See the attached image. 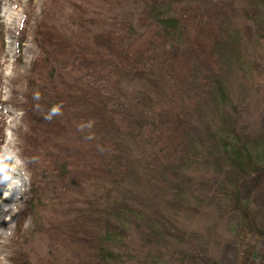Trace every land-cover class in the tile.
<instances>
[{
  "label": "rangeland",
  "instance_id": "374dc122",
  "mask_svg": "<svg viewBox=\"0 0 264 264\" xmlns=\"http://www.w3.org/2000/svg\"><path fill=\"white\" fill-rule=\"evenodd\" d=\"M48 2L0 0V97L5 88L11 93L10 99H0V104L11 103L23 109V126L13 129L23 150L32 141L27 76L40 54L42 21L52 6ZM89 2L96 14L87 16L88 20L111 22L119 11L130 15L133 28L127 34L125 47L148 43V47L142 45L131 51L141 60V66L109 84L110 107L118 126L113 128L110 124L108 129V134L111 130L115 134L114 140L118 138L112 164L123 179L115 186L110 182L97 183L94 192L88 189L99 203L95 200L94 207L100 210L113 211L124 198L145 214L142 224L126 237L127 250L122 251L133 253L127 264H211L212 260L216 264H264V236L249 232L229 203L218 195L215 170L220 151L214 140L222 127L234 129L252 144L264 142V1ZM153 4L167 9L170 16L180 21L186 35L183 40L178 42L162 27L152 28L155 25L149 21V11ZM216 80L223 82L230 95L228 107L215 106ZM161 116L169 120L163 121ZM163 122L168 123L165 132L164 128L159 130ZM8 128L0 109V143L4 142ZM74 131L68 136L73 142L77 138ZM39 146L43 151L44 146ZM70 150L74 151L75 146L70 145ZM28 167L36 184L44 183L40 186L42 198L33 202L37 206L29 208L35 198L31 190L35 181L31 179L30 189L24 194L27 199L22 195L17 202L19 210L8 219L4 218L6 211L0 215V238L8 231L13 233L10 242L2 247L12 253L8 257L10 264L19 256H26L29 264H44L49 260V247L53 256L50 264H72L78 256L77 239L75 243H61L58 238L50 243L56 224L75 217H62L61 203L66 194H56L53 176L44 182V164L38 163L39 173ZM242 195L251 202L259 224L264 227V172L246 182ZM14 198L13 192L0 200V211ZM66 199L70 200L69 195ZM148 222L161 224L160 243L165 242L164 247L146 227ZM105 226L106 222L99 221L100 231ZM161 250L169 260L154 263ZM85 260L90 263L86 256Z\"/></svg>",
  "mask_w": 264,
  "mask_h": 264
},
{
  "label": "trees",
  "instance_id": "16d2710c",
  "mask_svg": "<svg viewBox=\"0 0 264 264\" xmlns=\"http://www.w3.org/2000/svg\"><path fill=\"white\" fill-rule=\"evenodd\" d=\"M48 3L52 6L45 12L42 21V35L38 39L40 54L27 76L30 88L27 109L31 119L29 134L32 141L23 150V155H38V163L44 164V182L53 176L52 186L56 194L70 197L67 200L65 196L61 203V210L64 211L61 214L62 217L75 214V217L65 219L62 225L56 224L50 243L58 238L61 243L72 240L75 243L77 239L78 256L72 264H87L85 256L90 261L88 264H127L133 253L122 251L127 250L124 249L126 237L142 224L145 214L124 198L113 211L108 208L100 210L93 205L96 200L93 199L96 197L93 192L98 188L97 183L104 185L110 182L115 186L123 179L112 164L118 138L114 140L112 136L115 134L112 130L108 134V129L110 124L113 128L118 126L110 107L109 84L111 80H119L129 70L135 71L141 66V60L131 51L139 50L138 46L142 45L148 47V43L142 41L136 46L125 47L127 34L133 28L128 14L119 11L112 16L111 22L88 20L87 16L96 14L89 0H49ZM149 13V21L155 25L152 28L162 27L178 42L186 37L179 26L180 21L170 16L167 9L153 4ZM136 62L137 67L134 65ZM37 90L41 93L39 101L32 97V93ZM213 94L218 99L215 104L217 108L221 109L222 105L228 107L231 98L220 80L215 81ZM37 103L41 106L39 109L35 107ZM57 103L63 105V115L51 121L44 120V112ZM121 116L126 117L125 112ZM162 116L161 120H169V117ZM88 119L95 120L92 131L96 139L92 141L85 140L76 128L77 123ZM167 125L163 122L159 130L164 128L165 132ZM73 129L77 137L74 142L68 139ZM220 131L214 138L220 151L216 159L218 170H215L218 173V195L229 203L230 209L238 214L240 223L249 232L264 236V227L259 224L251 202L242 195L246 182L264 172V142L252 144L251 141H244L232 128L221 127ZM97 144L105 150L99 151ZM39 145L44 146L43 151ZM70 145L75 146L74 151L70 150ZM38 163L29 164L34 172L39 170ZM46 170H52V173ZM31 179L35 181V178ZM42 184L40 181L32 184L35 198L31 199L30 209L37 206L33 202L41 201ZM88 189L93 192H88ZM46 191L47 187H44V208ZM96 203L99 204L97 200ZM99 221L106 222L102 231L98 227ZM146 227L164 247L165 242L160 243L163 241L161 224L148 222ZM175 243L180 246L177 239ZM116 247L117 250L114 249ZM51 250L49 247V252ZM161 251L154 263L169 260V257H164L165 251ZM49 252V260L44 264L52 261L53 256ZM28 261L26 256H19L15 258L14 264H29ZM56 264L62 263L59 261ZM211 264H216V261L212 260Z\"/></svg>",
  "mask_w": 264,
  "mask_h": 264
},
{
  "label": "clouds",
  "instance_id": "9594fccd",
  "mask_svg": "<svg viewBox=\"0 0 264 264\" xmlns=\"http://www.w3.org/2000/svg\"><path fill=\"white\" fill-rule=\"evenodd\" d=\"M10 95L9 89L5 88L4 94L0 99L8 101ZM32 97L35 101H39L41 93L37 90L32 93ZM19 99L23 101L24 97L21 96ZM35 107L39 109L41 106L37 103ZM0 109H2L3 117L9 125V128L6 130V138L3 143H0V188H2L0 200L9 197L13 192L15 193L14 202L3 205L4 211L7 212V216L4 218L8 219L19 210L17 202H20V197L28 193L30 189L32 173L28 165L38 163L40 157L38 155L25 157L21 147V140L13 131V129L23 126L21 119L24 115L23 109H18L11 103L6 105L0 104ZM61 115H63V105L57 103L44 112L43 119L51 121L54 117ZM94 126L95 120L88 119L77 123L76 128L78 132L83 134L85 140L92 141L96 139L95 133L92 131ZM96 147L101 152L105 150L102 145L97 144ZM24 199H27V195H24ZM9 209L10 211H8ZM12 235V231H8L3 238H0V264H10L8 257L12 253L10 250L3 249L2 246L10 242Z\"/></svg>",
  "mask_w": 264,
  "mask_h": 264
},
{
  "label": "bare ground",
  "instance_id": "6f19581e",
  "mask_svg": "<svg viewBox=\"0 0 264 264\" xmlns=\"http://www.w3.org/2000/svg\"><path fill=\"white\" fill-rule=\"evenodd\" d=\"M4 209L0 211V215H2L4 213ZM3 223L2 217L0 218V225Z\"/></svg>",
  "mask_w": 264,
  "mask_h": 264
}]
</instances>
